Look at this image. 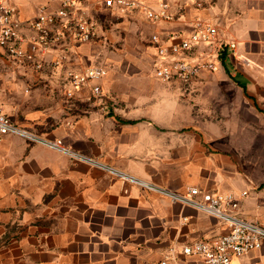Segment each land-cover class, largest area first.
<instances>
[{
  "label": "crops",
  "instance_id": "0c3cea01",
  "mask_svg": "<svg viewBox=\"0 0 264 264\" xmlns=\"http://www.w3.org/2000/svg\"><path fill=\"white\" fill-rule=\"evenodd\" d=\"M203 1V7L200 0L173 4L182 12L171 22L145 20L166 44L172 33L188 37V24L198 17L217 25L216 52L205 44L191 55L215 60L217 69L190 83L155 77L151 39L138 63L127 48L115 55L103 24L96 41L67 40L68 57L59 67L50 64L55 52L37 67L17 64L0 49V110L20 128L61 139L103 166L4 137L0 264H155L172 247L175 264H204L184 256L181 247L225 233L217 218L124 182L106 168L177 193L197 187L234 194L237 213L264 224V0ZM46 4L16 0L26 36ZM134 16L142 17H122ZM95 64L109 71L95 82L101 96L84 89L67 98L66 73ZM231 264H264V245Z\"/></svg>",
  "mask_w": 264,
  "mask_h": 264
},
{
  "label": "built area",
  "instance_id": "2783aa9c",
  "mask_svg": "<svg viewBox=\"0 0 264 264\" xmlns=\"http://www.w3.org/2000/svg\"><path fill=\"white\" fill-rule=\"evenodd\" d=\"M181 12L180 8L165 0L155 4L146 0H47L46 6H42L38 15L28 23L31 35L26 36L23 33L24 25L17 17L16 0H0V49L14 61L32 63L37 67H41L46 57L55 52L57 56L50 64L59 67L68 57L67 40L81 45L100 38V15L118 18L138 13L146 21L158 24L176 20ZM188 25L190 35L183 38L172 33L168 38L169 44L164 43L158 34L152 36L150 42L157 51L155 77L158 80L190 83L196 81L203 72L216 71L215 60L193 59L191 55L197 47L205 44L213 46L216 52L220 43L219 28L212 21L201 17L190 21ZM108 74V69L99 64L83 70L68 71L65 78L66 97L75 98L84 89H88L92 98H99L102 89L95 82ZM12 135L103 168L100 163L74 152L61 139L43 137L20 128L0 110V142L4 137ZM106 170L124 182L213 216L224 225L225 233L215 239L183 245L181 253L184 256L198 257L204 264H231L234 258L259 251L264 245V224L240 216L237 213L240 201L234 194L207 192L197 187H191L186 193H177L146 183L122 171L112 168ZM175 253L176 249L170 248L168 254L155 264H175Z\"/></svg>",
  "mask_w": 264,
  "mask_h": 264
},
{
  "label": "rangeland",
  "instance_id": "374dc122",
  "mask_svg": "<svg viewBox=\"0 0 264 264\" xmlns=\"http://www.w3.org/2000/svg\"><path fill=\"white\" fill-rule=\"evenodd\" d=\"M160 0H157V2ZM171 5H182L181 1L186 3L189 0H167ZM197 5L198 7L204 6V1ZM103 24V29L105 33L109 36L111 45L114 47L113 53L118 56L121 52L125 51V48L129 50L127 57H132L136 63H138L140 58V51L142 46L145 49L149 46V40L152 38L153 25H150L145 21L143 17L134 16L129 20L123 17H108L105 15H100L98 17ZM161 26V25H160ZM116 57V56H114ZM17 64H21L15 62Z\"/></svg>",
  "mask_w": 264,
  "mask_h": 264
}]
</instances>
